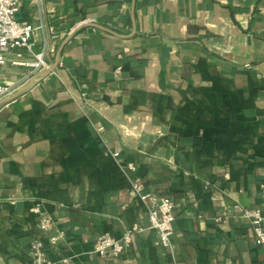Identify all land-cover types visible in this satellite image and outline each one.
Instances as JSON below:
<instances>
[{"label": "crops", "instance_id": "obj_1", "mask_svg": "<svg viewBox=\"0 0 264 264\" xmlns=\"http://www.w3.org/2000/svg\"><path fill=\"white\" fill-rule=\"evenodd\" d=\"M19 7L44 70L59 60L26 79L34 55L20 47L0 67L10 96L31 84L0 105V264H31L35 242L75 264H264L243 215L263 209L264 0ZM164 195L177 205L171 247L149 219ZM135 226L120 255L94 252Z\"/></svg>", "mask_w": 264, "mask_h": 264}, {"label": "built area", "instance_id": "obj_2", "mask_svg": "<svg viewBox=\"0 0 264 264\" xmlns=\"http://www.w3.org/2000/svg\"><path fill=\"white\" fill-rule=\"evenodd\" d=\"M19 10V0H0V67L7 63L8 54L11 51L25 47L34 55V60L26 63L29 67L26 79H31L49 67L50 64L45 58V52L36 53L34 51L31 39L36 27L31 23L19 22L17 20ZM16 89L17 85L0 84V101L13 94ZM113 156L118 158L119 153H114ZM133 190L144 202L151 198L149 193L143 191V185L139 181L133 183ZM262 194L263 209L246 210L243 214L253 224L258 245H264V180L262 183ZM176 208L175 200L169 195L162 196L155 207L149 208L151 228L157 232L160 243L164 247L172 246L171 237L174 233V223L177 219ZM33 211L40 216L39 225L41 229L43 231L50 230L53 226L52 217L41 212L38 207H35ZM139 231L141 229L135 226L127 230L120 238L104 234L96 242L94 252L102 257L120 255L131 246L134 235ZM31 256V264H75L69 258H64L58 262L48 260L43 253L40 242H35L32 245Z\"/></svg>", "mask_w": 264, "mask_h": 264}, {"label": "water", "instance_id": "obj_3", "mask_svg": "<svg viewBox=\"0 0 264 264\" xmlns=\"http://www.w3.org/2000/svg\"><path fill=\"white\" fill-rule=\"evenodd\" d=\"M58 60H59V57H58L57 61H56L55 63H53V65H52L49 69H46V70L42 71L41 73L38 74L37 77L48 75L52 70H54V69L57 67V65H58ZM30 85H31V84L27 85L26 87H24L23 89H21L19 92L15 93L14 95H12V96H10V97H7V98H5V99H2V100L0 101V105H1L2 103L8 102V101L14 99L15 97H17L20 93H22L24 90H26Z\"/></svg>", "mask_w": 264, "mask_h": 264}]
</instances>
